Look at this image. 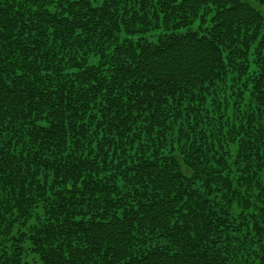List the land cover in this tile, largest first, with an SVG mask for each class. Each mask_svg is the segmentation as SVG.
Segmentation results:
<instances>
[{
    "label": "trees",
    "instance_id": "1",
    "mask_svg": "<svg viewBox=\"0 0 264 264\" xmlns=\"http://www.w3.org/2000/svg\"><path fill=\"white\" fill-rule=\"evenodd\" d=\"M263 9L0 0V264H264Z\"/></svg>",
    "mask_w": 264,
    "mask_h": 264
},
{
    "label": "rangeland",
    "instance_id": "2",
    "mask_svg": "<svg viewBox=\"0 0 264 264\" xmlns=\"http://www.w3.org/2000/svg\"><path fill=\"white\" fill-rule=\"evenodd\" d=\"M263 11H264V9H263ZM151 34L150 35H147V36H145V37H147V39H149V40H154L153 38H151ZM92 63H97V59H93L92 61H91Z\"/></svg>",
    "mask_w": 264,
    "mask_h": 264
}]
</instances>
